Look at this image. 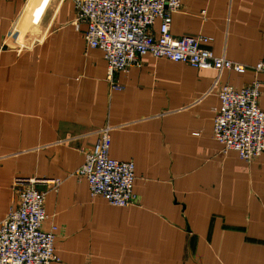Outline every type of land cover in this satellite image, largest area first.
Instances as JSON below:
<instances>
[{"label":"crops","instance_id":"1","mask_svg":"<svg viewBox=\"0 0 264 264\" xmlns=\"http://www.w3.org/2000/svg\"><path fill=\"white\" fill-rule=\"evenodd\" d=\"M74 17L73 0H0V219L18 204L14 180L34 179L42 227L57 225L53 264H264V153L245 161L212 137L219 85L258 79L264 110V73L144 55L110 82ZM170 31L252 65L264 0H183ZM104 126L109 156L134 163L125 207L72 174Z\"/></svg>","mask_w":264,"mask_h":264},{"label":"built area","instance_id":"2","mask_svg":"<svg viewBox=\"0 0 264 264\" xmlns=\"http://www.w3.org/2000/svg\"><path fill=\"white\" fill-rule=\"evenodd\" d=\"M183 0H73L74 29L85 25L83 38L100 50L106 63V78L113 82L115 72L140 66L144 55L164 57L195 68H213L239 74L252 70L264 73V56L245 65L215 55L203 35L175 37L171 34L172 14ZM158 20L157 33L152 26ZM112 88L119 89L112 83ZM212 123V137L222 152L235 151L251 161L264 153V110L259 106L260 81L253 78L236 87L222 83ZM109 126L99 129L93 146L83 153V161L72 173L84 179L91 196L101 195L110 205L125 207L135 200L134 163L109 156ZM54 185L58 179L49 180ZM18 204L0 219V264H53L59 260L54 241L57 225L47 219L43 201L45 191L35 187L34 179L16 178Z\"/></svg>","mask_w":264,"mask_h":264}]
</instances>
